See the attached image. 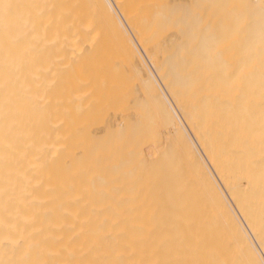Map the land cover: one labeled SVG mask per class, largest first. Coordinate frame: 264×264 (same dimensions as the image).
Returning a JSON list of instances; mask_svg holds the SVG:
<instances>
[{"label":"bare ground","instance_id":"bare-ground-1","mask_svg":"<svg viewBox=\"0 0 264 264\" xmlns=\"http://www.w3.org/2000/svg\"><path fill=\"white\" fill-rule=\"evenodd\" d=\"M0 264H264V0H0Z\"/></svg>","mask_w":264,"mask_h":264}]
</instances>
